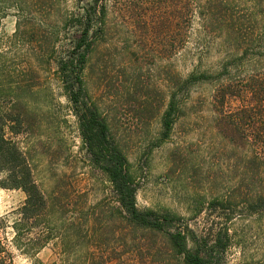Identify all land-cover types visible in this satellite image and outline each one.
Listing matches in <instances>:
<instances>
[{"label": "rangeland", "instance_id": "374dc122", "mask_svg": "<svg viewBox=\"0 0 264 264\" xmlns=\"http://www.w3.org/2000/svg\"><path fill=\"white\" fill-rule=\"evenodd\" d=\"M88 10L84 98L131 163L137 207L198 235L227 230V264H264V0H0V83L24 118L14 139L45 201L19 233L25 193L0 187V264H180L162 234L119 217L65 93L57 62ZM224 66L223 104L215 79L184 86ZM173 92L179 112L161 139Z\"/></svg>", "mask_w": 264, "mask_h": 264}, {"label": "trees", "instance_id": "16d2710c", "mask_svg": "<svg viewBox=\"0 0 264 264\" xmlns=\"http://www.w3.org/2000/svg\"><path fill=\"white\" fill-rule=\"evenodd\" d=\"M14 7L19 10L20 4L15 2ZM93 10L96 11L94 7ZM2 14L4 16L5 12ZM92 14L90 10L87 11L82 23H79L81 29L78 35L72 39L70 48L62 51L65 52V55L60 56L57 64L65 93L75 109L79 131L91 155L92 162L107 175L112 185L119 217L134 228L162 234L180 264H227L224 257L228 242L227 230H219L214 233L212 231L205 232L198 235L188 227L184 229L175 227L174 222L178 218L169 211L137 207L134 171L131 163L109 139L106 122L100 118L96 110L88 105L84 98L81 73L91 45ZM17 16L16 30L18 33L20 29L19 16L22 15L19 13ZM222 70L214 75L205 72L198 74L190 72L184 79V86L198 81L215 79L218 87L214 95V102L221 105L229 96V90L230 94L232 93L230 78L224 73L227 67L224 66ZM258 90L264 92V81H260ZM11 93L6 90L3 83H0V187L20 189L25 193L15 228L17 225H23L22 233L28 234L34 228L32 224L39 221L45 209V201L33 179L30 162L14 139V136L22 131L24 118L17 112L15 107L17 101L12 99L14 96ZM175 96L174 92L169 94L166 108L161 116V139L168 136L179 112ZM259 147L264 151V141L260 142ZM216 202L218 201L215 200L213 203ZM260 202L264 205V195L260 197ZM16 231L20 233L18 228ZM40 241L38 248L43 247L46 243L45 239H40Z\"/></svg>", "mask_w": 264, "mask_h": 264}]
</instances>
